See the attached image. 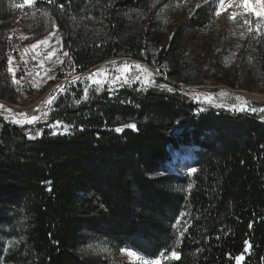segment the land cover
Wrapping results in <instances>:
<instances>
[{"label": "trees", "instance_id": "1", "mask_svg": "<svg viewBox=\"0 0 264 264\" xmlns=\"http://www.w3.org/2000/svg\"><path fill=\"white\" fill-rule=\"evenodd\" d=\"M21 1L0 0V78L14 87L11 5ZM185 1L36 0L20 24L27 42L59 29L68 53L60 81L128 58L181 87L264 93V27L236 48L242 18L222 26L206 0L179 15ZM197 31L215 34L217 46L195 44ZM224 57L235 64L226 68ZM71 88L53 113L67 133L0 117V264H132L122 248L162 264H264L262 117L196 102L183 89L134 85L83 102L82 86ZM185 148L196 149L197 171L181 177L168 165ZM4 237L14 239L6 249ZM96 241L113 256L85 249ZM173 249L179 259L166 260Z\"/></svg>", "mask_w": 264, "mask_h": 264}, {"label": "rangeland", "instance_id": "2", "mask_svg": "<svg viewBox=\"0 0 264 264\" xmlns=\"http://www.w3.org/2000/svg\"><path fill=\"white\" fill-rule=\"evenodd\" d=\"M36 1V0H35ZM211 3L212 0H206ZM24 0L20 3L11 5V17L13 20V30L15 32L16 38L14 43L15 56L12 58L11 69L12 72L18 70L21 71V75L16 79L18 81L16 87H14L9 80V76L5 74L0 79V105L3 107L0 108V117L7 120L13 125L19 127H38L45 126L53 134H64L67 133L64 131V127L60 122L53 121V113L55 112V105L61 96L67 94L73 87L77 88L79 85L82 86L83 90H88V99L82 97V101L86 102L96 94L102 92H110L111 95H115L118 91L125 87H133L138 85L145 89H158L169 94L181 93L183 89L191 99L196 102L208 104L217 109H225L231 112H250L257 114L258 116L264 119V93L261 92H250L248 90H236L232 89L226 84L223 83H213L210 82L202 86H178L175 81L168 80L163 72L159 68H153L146 63L128 58H118L108 62H105L96 68L75 76L68 81H60L58 79V69L63 65L64 60L67 55H64L66 52L63 48L62 36L58 28H54L51 32L46 34L43 37L35 39L32 42H27L29 34L26 31L21 29L20 18L22 11L28 6L24 5L23 7H18L22 5ZM200 4V0H186L181 3L178 7L179 15H186L193 10V7ZM214 4V3H213ZM216 5V4H215ZM217 6V5H216ZM219 15L216 16L217 20L221 25H225L226 20L231 16L233 12L239 13L245 12L243 8L238 7V0H233L231 6L225 5L224 9H219ZM242 19H247L251 22L252 31L248 30L246 35L243 31L244 27L249 25H244L243 23H238L242 28L239 29V35L235 36L238 44L236 48L241 47L243 42H247L251 37L252 32L255 31L257 19L251 13H245ZM262 26L261 28H263ZM251 33V34H250ZM194 43L202 44L206 48H215L217 46L218 40L214 36L215 34L202 33L197 31L194 33ZM246 35V36H244ZM24 37H27L26 39ZM47 40V44H40V41ZM37 44L38 47L33 49L31 45ZM67 53V52H66ZM125 63L128 66L127 71H123ZM139 64L142 68H146L148 72L152 75L148 76L141 68H137L136 65ZM224 64L226 68L233 66L235 63L230 60L228 57H224ZM103 69V71H99ZM159 69V72L157 71ZM232 69V68H231ZM97 75H93L96 74ZM92 77L89 79V77ZM119 77V79H117ZM139 77V79H137ZM125 79L128 83H125ZM99 80L100 83L97 84L95 81ZM164 84L167 87L173 89L172 92L162 90L157 86L153 85ZM49 87L48 91L44 96L33 100V95H31L32 90H41L45 87ZM194 94H203V96H211V102H206L201 96L199 101L193 98ZM240 97L242 99L237 100L236 98ZM80 103V102H79ZM76 102V105H79ZM243 106L246 110L239 111L238 109ZM235 107L237 110L233 111L232 108ZM11 109V111H8ZM251 109H255L252 111ZM23 114V115H21ZM32 116H37L39 119L32 124L23 123L17 124L14 123V119L23 120L25 117L31 119ZM178 132V131H177ZM196 149L195 148H185L183 151L177 150L173 154L171 163L168 165L169 170L181 177L192 176L194 172L190 173V169L193 168L194 161L196 160ZM14 239H9L4 237L5 249L8 248ZM107 248L108 251H104ZM88 251L93 253L106 254L107 256L111 255V251L106 244L101 242L90 243L85 248ZM140 253V252H138ZM142 254V253H140ZM119 256L129 262L131 258L126 254H119ZM147 259L156 260L149 258L143 255ZM169 259L168 257L166 260ZM175 259V258H173ZM160 264H162L163 259H159Z\"/></svg>", "mask_w": 264, "mask_h": 264}, {"label": "snow or ice", "instance_id": "3", "mask_svg": "<svg viewBox=\"0 0 264 264\" xmlns=\"http://www.w3.org/2000/svg\"><path fill=\"white\" fill-rule=\"evenodd\" d=\"M49 2L50 3H54L55 0H49ZM212 2L214 4H216L219 9H224V7H225L226 4L228 6H231L233 0H212ZM34 3H35V0H24L23 4L22 5H18V7H23L24 5H33ZM60 7L63 8V5L61 4ZM197 7H199V5H197ZM238 7L243 8L245 10V12L239 13V17L240 18H243L244 15H245V13H251V14H253L257 18L255 30L257 32H260L261 27L264 26V0H238ZM219 14H220L219 11H215V15L216 16H218ZM237 18H238V13L237 12H233L231 14V16L229 17V19H231V20H236ZM243 24L244 25H249L248 30L249 31H252V28L250 26L251 25V22L249 20L243 19ZM24 38L26 39L27 37H24ZM39 43L40 44H47L48 41L47 40H44V41H40ZM31 47L33 49H35L36 47H38V45L37 44H33V45H31ZM64 55H68V53L65 52ZM8 63H9V65H11V63H12L11 58L9 59ZM136 67L137 68H141V70L143 72H145L148 76H151L152 75L150 72H148V70L146 68H142L141 65L137 64ZM127 70H128V66L125 63V66L123 68V71H127ZM9 71H13V70L11 68H9ZM99 71H103V69L98 70V72ZM157 71L159 72V69ZM97 74L98 73L93 74V75H97ZM14 76H15V74L13 72V83H18V81L15 80ZM91 78L92 77L90 76L89 79H91ZM117 79H119V77H117ZM137 79H139V77H137ZM95 82L97 84L100 83L99 80H97ZM124 82L125 83H128V81L126 79H125ZM152 83L154 85V81ZM154 86H157L160 89L166 90V91H169V92H172L173 91L172 88L167 87L164 84L154 85ZM201 96H203V94H194L193 95V98L194 99H197L199 101V99L201 98ZM84 98L85 99H88V90L87 89L84 90ZM203 98H204V100L206 102H211V100H212V97L211 96H203ZM236 99L237 100H240L242 98L237 97ZM77 103H79V101H77ZM2 107L3 106L0 105V108H2ZM232 110L235 111L237 109L235 107H233ZM238 110L239 111H244L246 109L243 106H241ZM251 110L252 111H255V109H251ZM8 111H11V109H9ZM261 111H264V109H262ZM21 115H23V114H21ZM38 119L39 118L37 116H32L31 119H28L27 117H25L23 120L14 119L13 122L14 123H17V124H21V125L23 123L32 124V123H35ZM125 127H129V128H133L134 129L136 126H135V124H127V125H125ZM115 130L117 132H120L123 129L118 127ZM64 131L65 132H68L69 131V126H65L64 127ZM38 134L39 133H37V135ZM32 138H34V137H32ZM195 171H197L195 168L190 169V173L191 172H195ZM189 187H191V186H189ZM184 231H186V229H184V230H182L180 232V236H183L184 235ZM104 251H108V249L105 248ZM119 251L121 252V254H126L127 256H129L131 258L132 264H160V260L159 259H156V260L147 259V258H145L143 256V254H140V253H138V251L132 250L130 248H122ZM160 256L162 258L164 256V254L161 253ZM168 258L169 259H173V258L179 259V253L176 250L173 249V250L170 251V255H169ZM242 259H243L242 256L241 257H237V260L238 261L239 260H242Z\"/></svg>", "mask_w": 264, "mask_h": 264}]
</instances>
